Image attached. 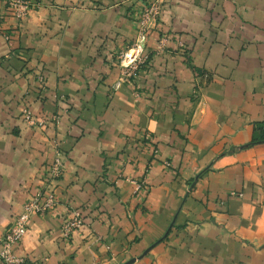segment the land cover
<instances>
[{
    "label": "crops",
    "instance_id": "crops-1",
    "mask_svg": "<svg viewBox=\"0 0 264 264\" xmlns=\"http://www.w3.org/2000/svg\"><path fill=\"white\" fill-rule=\"evenodd\" d=\"M41 2L19 22L0 0V236L59 140L57 207L15 247L27 264H264V142L243 147L264 122V0H167L160 27L194 45L191 66L158 56L136 84L112 56L135 41L142 0ZM194 70L211 73L197 100ZM24 106L59 123L31 128ZM73 209L85 225L64 238Z\"/></svg>",
    "mask_w": 264,
    "mask_h": 264
},
{
    "label": "built area",
    "instance_id": "built-area-1",
    "mask_svg": "<svg viewBox=\"0 0 264 264\" xmlns=\"http://www.w3.org/2000/svg\"><path fill=\"white\" fill-rule=\"evenodd\" d=\"M10 8L15 17L24 20L29 14V4L27 0H11ZM159 4H154L153 9L158 12ZM135 60L131 63H134ZM130 63V64H131ZM137 66H134L136 69ZM40 83L44 82V76L39 75ZM23 120L31 127L46 129L49 124L59 123V116L48 117L44 114H38L30 106H24L21 109ZM151 137L146 134L145 144L149 145ZM54 157L52 158L47 171L46 180L43 185L31 194L23 205L22 211L17 214L9 227L0 236V264H27V257L16 253L15 247L20 244L26 236L31 221L37 215H47L57 207V198L55 187L57 182L62 179L65 173V154L62 150L61 141H54ZM157 153L158 150L155 149ZM138 192H146V181L137 183ZM85 225V218L78 209H73L68 216H65L62 222L61 230L64 238H70L76 231Z\"/></svg>",
    "mask_w": 264,
    "mask_h": 264
},
{
    "label": "rangeland",
    "instance_id": "rangeland-1",
    "mask_svg": "<svg viewBox=\"0 0 264 264\" xmlns=\"http://www.w3.org/2000/svg\"><path fill=\"white\" fill-rule=\"evenodd\" d=\"M4 1H5L6 10L9 13L11 12L14 15L13 11L10 8L11 0H4ZM27 1H28L29 8H30L29 12L32 9L36 8L38 5L41 6L42 4L41 0H27ZM68 1H71V0H68ZM166 1L167 0H142L140 4V8L137 10V12L129 15V16L133 15L132 19L135 22L137 34H136L135 41L133 42V44L128 45L127 51L133 48L139 47V45H141V47L143 46L142 48L145 47V52L144 54H142L143 56L139 58L136 57L134 63H131L134 61V58H133L128 64L123 63V59L125 58L124 54L127 53V51L125 53L123 51H120V52L117 51L112 56L114 58V63L118 65L120 69L122 78L129 84H136L139 78V72L141 71V69L142 71L144 70L148 71L153 66L155 62V57H158V56H165L166 54L180 55L183 58L184 62L187 65L191 66V61L193 60L192 57H193L194 45L188 42V39H186L185 36H182V34H179V32L173 31L172 29H165V28L160 27L161 16H162ZM154 4H159L160 6L157 13L153 9ZM17 20L19 22L24 21V20H19V19ZM3 36L6 40L10 39V35L8 33L3 34ZM116 57L118 58V60L117 59L115 60ZM134 66H137V68L134 69ZM39 75H38V80H39ZM210 79H211V73L208 72L207 70H202L200 72L195 71V85L191 91L192 100H197L200 98V90L202 86L205 84V82L208 83ZM44 82H45V76H44ZM44 82L42 83V85L45 88ZM58 98L62 99L63 96H59ZM53 115L57 116L58 114H53ZM53 115H47V116L51 117ZM31 128H36V127H31ZM147 135L150 136L151 134L147 133ZM164 165L166 169L172 166L170 161H165ZM149 172H150V169H148L145 172L144 176H146ZM200 175L201 173L197 174L195 178L192 179L190 184L192 185L194 183L193 181L197 180L200 177ZM142 180L146 181V186L148 190L149 183H148L147 178L143 177ZM142 193H145V192H142ZM230 195L232 196L236 195L238 197H243V192L242 191L232 192Z\"/></svg>",
    "mask_w": 264,
    "mask_h": 264
},
{
    "label": "trees",
    "instance_id": "trees-1",
    "mask_svg": "<svg viewBox=\"0 0 264 264\" xmlns=\"http://www.w3.org/2000/svg\"><path fill=\"white\" fill-rule=\"evenodd\" d=\"M261 142H264V122H259L255 125L251 142L243 147Z\"/></svg>",
    "mask_w": 264,
    "mask_h": 264
},
{
    "label": "water",
    "instance_id": "water-1",
    "mask_svg": "<svg viewBox=\"0 0 264 264\" xmlns=\"http://www.w3.org/2000/svg\"><path fill=\"white\" fill-rule=\"evenodd\" d=\"M135 261V258H132L126 262H124L123 264H132Z\"/></svg>",
    "mask_w": 264,
    "mask_h": 264
},
{
    "label": "bare ground",
    "instance_id": "bare-ground-1",
    "mask_svg": "<svg viewBox=\"0 0 264 264\" xmlns=\"http://www.w3.org/2000/svg\"><path fill=\"white\" fill-rule=\"evenodd\" d=\"M129 57L131 58V55H129Z\"/></svg>",
    "mask_w": 264,
    "mask_h": 264
}]
</instances>
